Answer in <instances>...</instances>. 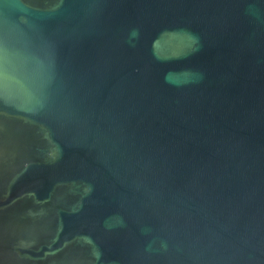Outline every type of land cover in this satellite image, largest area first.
Listing matches in <instances>:
<instances>
[{
  "label": "water",
  "instance_id": "obj_1",
  "mask_svg": "<svg viewBox=\"0 0 264 264\" xmlns=\"http://www.w3.org/2000/svg\"><path fill=\"white\" fill-rule=\"evenodd\" d=\"M0 264H264V0H0Z\"/></svg>",
  "mask_w": 264,
  "mask_h": 264
}]
</instances>
